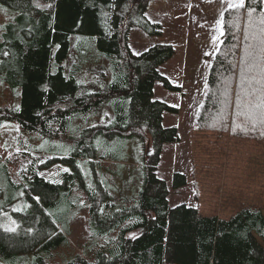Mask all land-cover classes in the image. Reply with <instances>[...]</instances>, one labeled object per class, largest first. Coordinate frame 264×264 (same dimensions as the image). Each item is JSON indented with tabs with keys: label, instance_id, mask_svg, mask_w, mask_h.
Here are the masks:
<instances>
[{
	"label": "trees",
	"instance_id": "1",
	"mask_svg": "<svg viewBox=\"0 0 264 264\" xmlns=\"http://www.w3.org/2000/svg\"><path fill=\"white\" fill-rule=\"evenodd\" d=\"M150 2L0 0L18 13L0 42V71L10 87L20 89L18 108L0 109V122L12 120L26 131L65 139L74 118H104L83 128L74 148L55 159L75 171L78 159L92 165L98 158L94 144L98 135L135 137L144 147L141 185L134 203L124 199L125 205L116 208L113 192L99 181L95 188L81 183L87 228L99 238L111 233L114 237L109 236L112 242L106 247L86 246L65 264H264V209L241 207L221 218L203 214L196 206L169 203L168 185L158 177L157 169L163 145L178 139L175 126L163 125V114L177 112V108L154 99L153 87L159 81L168 90L179 89L159 72L174 48L154 45L137 55L128 44L133 27L148 35L160 34V25L145 15ZM245 5L224 11L223 41L211 62L194 127L219 136L232 132L235 137L257 140L264 136L261 110H255L254 128L244 113L247 101H256L264 93V24L260 23L264 5L263 0H245ZM71 34L94 38L96 49L111 61L110 76L106 70L84 83L78 66L66 74L63 61ZM93 66L87 67L88 72H95ZM253 92L250 97L248 93ZM28 173L22 195L25 204L11 211L17 226L12 231L0 228L2 258L37 249L50 253L68 240L47 212L60 205L64 189L69 191L63 178L70 173L65 172L63 182L58 183ZM186 184L183 173L172 174L174 190ZM15 194H8L6 204L14 202ZM88 252L92 260L86 257ZM34 264L58 263L38 256Z\"/></svg>",
	"mask_w": 264,
	"mask_h": 264
},
{
	"label": "rangeland",
	"instance_id": "2",
	"mask_svg": "<svg viewBox=\"0 0 264 264\" xmlns=\"http://www.w3.org/2000/svg\"><path fill=\"white\" fill-rule=\"evenodd\" d=\"M154 2L151 0L145 15L160 25V34L148 35L133 27L128 44L134 53L154 45L174 48L173 56L159 67V72L179 89L168 90L159 81L153 87L154 99L177 108V112L163 114V125L175 126L178 139L163 145L157 169L158 177L168 185L170 205L196 206L203 214H216L221 218H227L241 207L263 210L264 136L260 135L257 140L240 135L235 137L232 132L219 136L213 131H200L194 127L206 93L211 62L223 41V15L229 9V0ZM17 15V11L0 3V42L4 40L6 26L14 23ZM69 42V52L63 61L66 74L76 66L81 67L79 76L84 83L106 70L111 75V61L96 49L93 37L71 34ZM93 64L96 66L91 69L95 72H88L87 67ZM19 102L20 89L10 87L5 81V73L0 71V109L18 108ZM102 121L105 119L92 115L86 120L82 116L76 117L69 125L65 139L26 131L12 120L0 122V228L17 226L11 211L20 210L25 204L22 195L30 178L28 171L36 172L50 182L65 181L69 189H64L60 195V205L47 212L58 223L67 242L50 253L37 249L12 258L0 257V264H34L38 256L65 264L86 246L96 248L111 244L110 237H114V233L99 238L87 228L88 215L81 183L95 188V181H99L113 192L116 208L125 205L124 199L129 201L128 204L134 203L142 179L143 145L135 137L109 139L98 135L94 138L98 158L92 165L78 159V171H75L55 160L74 148L83 128ZM239 129H242L240 125ZM145 145L149 151L148 136ZM117 171H120L118 176ZM177 171L187 177V184L174 190L171 178ZM65 172L71 175L67 179L63 178ZM11 192H16L15 200L8 205L7 196ZM86 257L92 260L90 252Z\"/></svg>",
	"mask_w": 264,
	"mask_h": 264
},
{
	"label": "snow or ice",
	"instance_id": "3",
	"mask_svg": "<svg viewBox=\"0 0 264 264\" xmlns=\"http://www.w3.org/2000/svg\"><path fill=\"white\" fill-rule=\"evenodd\" d=\"M245 0H235V2H232V0H229V4H228V8L229 9H235V10H239V9H243L245 8ZM249 16V20L251 22V12L248 13ZM222 23V20H221ZM261 24H264V19L260 20ZM137 54L138 53H134ZM255 93H248V95L251 97L253 96ZM258 101V102H257ZM245 108L247 109V111L244 113V115L247 117V119L249 121L252 122V127L254 128L257 122V115H256V109H260V113H259V122L260 123H264V93L261 94V96L256 98V101H254L253 99H249L247 101V103L245 104ZM264 134V133H262ZM65 171H67V169H65ZM35 199L37 200V202H39L41 200V197L39 196V194H37V196L35 197ZM9 231H12L14 229H8Z\"/></svg>",
	"mask_w": 264,
	"mask_h": 264
},
{
	"label": "crops",
	"instance_id": "4",
	"mask_svg": "<svg viewBox=\"0 0 264 264\" xmlns=\"http://www.w3.org/2000/svg\"><path fill=\"white\" fill-rule=\"evenodd\" d=\"M164 0H155L154 3L160 4L161 2H163ZM178 172V171H177Z\"/></svg>",
	"mask_w": 264,
	"mask_h": 264
}]
</instances>
